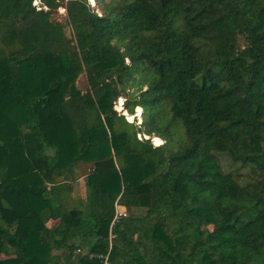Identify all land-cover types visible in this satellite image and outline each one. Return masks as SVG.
<instances>
[{"label":"trees","instance_id":"16d2710c","mask_svg":"<svg viewBox=\"0 0 264 264\" xmlns=\"http://www.w3.org/2000/svg\"><path fill=\"white\" fill-rule=\"evenodd\" d=\"M34 1L0 0V99L24 113L20 139L0 130V264H264V0H96L101 13ZM25 63L67 77L55 111L77 146L65 164L43 118L62 82L27 98ZM17 141L41 175L16 186ZM219 153L254 176L223 172ZM78 163L90 165L73 204Z\"/></svg>","mask_w":264,"mask_h":264},{"label":"rangeland","instance_id":"374dc122","mask_svg":"<svg viewBox=\"0 0 264 264\" xmlns=\"http://www.w3.org/2000/svg\"><path fill=\"white\" fill-rule=\"evenodd\" d=\"M88 1L90 3V6L94 8L98 13L102 12L101 5H97L96 0H93V2H91V0ZM108 1L109 0H104L103 2ZM100 2L102 4V0H100ZM53 17L55 20L63 24L64 34L66 35V37L71 38L72 29L68 23L65 8L59 7L53 14ZM29 66V64L22 66L23 70L19 71L18 73V80L19 82L24 84L21 88L26 93L27 98L34 94L40 93L44 88L49 86L51 81L55 78H58L62 82L61 90L56 93L55 97H53L50 101L43 105V118L44 126L48 135L55 139L64 148V159H62V164H65L72 159L77 146L76 132L71 127L70 123L65 118L58 116L55 111L57 103L63 97V92L65 90L66 83L68 82L67 77L64 74H59L53 68L42 66ZM83 79L84 78L82 76L79 77L76 81L77 88L80 90H85L86 88L83 83ZM127 94H135V87H129L127 89ZM124 101L125 95L119 97L116 100L114 106V109L120 114L123 113L118 111L117 107L119 105L123 107ZM135 117L137 119L136 123L140 124L142 121V115L137 116L135 114L134 118ZM134 118L133 120L130 118L126 120L133 122ZM23 119L24 113L21 105H18L13 99H0V130L2 131L4 136L12 137L14 139H20V136L22 134L19 128L17 127V123L21 122ZM144 136L148 137L147 135ZM144 136L141 134L138 135L139 138H145ZM158 137L159 138H156L154 140L153 137L151 138L153 144H163L165 142L163 138H161L160 136ZM12 145L13 154L10 158V164L12 167L10 178H13V183L17 186V179L19 178L26 179L31 177H39L41 175L40 170L35 168L33 163L30 162L28 155L23 149L21 141H17L16 143L13 142ZM217 159L223 172H232L237 177L239 175L238 178H240L241 180H245L247 178L249 179L250 177L254 176L252 174V171H250L249 167H242L239 163L233 162L227 153L217 154ZM89 165L90 164L85 163L77 164L76 177L78 178L77 180L72 182V191L70 194V199L73 204L74 202L81 201L85 198V173L89 171ZM122 209L124 208L122 207L121 210ZM49 225H51V223H49ZM29 242H31L30 246L33 251L40 250L39 246L35 245L34 241L29 240ZM82 250L84 249L82 248ZM60 252L61 251H57L56 249L52 250L53 254H57ZM0 258H3V256L0 255ZM57 262L58 261L55 258H52L49 264H57Z\"/></svg>","mask_w":264,"mask_h":264},{"label":"built area","instance_id":"2783aa9c","mask_svg":"<svg viewBox=\"0 0 264 264\" xmlns=\"http://www.w3.org/2000/svg\"><path fill=\"white\" fill-rule=\"evenodd\" d=\"M34 5H36L37 6V8L39 9L40 7H38V5H39V1L38 0H35L34 1ZM144 137H146V136H144ZM147 138V137H146ZM155 146H159V145H161V144H154ZM121 208L122 207H120V205H117V211H116V218H118V217H120V216H125L126 215V211H125V208L124 209H122L121 210ZM76 252H79V253H84L82 250H80V249H77L76 250ZM93 256V254H90V257H92ZM97 258H103V260H104V264H108V256L107 255H105V256H103V255H95Z\"/></svg>","mask_w":264,"mask_h":264},{"label":"bare ground","instance_id":"6f19581e","mask_svg":"<svg viewBox=\"0 0 264 264\" xmlns=\"http://www.w3.org/2000/svg\"><path fill=\"white\" fill-rule=\"evenodd\" d=\"M91 2H93V0H91ZM118 111L122 112L125 115V110L123 109V107L121 105H119L117 107Z\"/></svg>","mask_w":264,"mask_h":264},{"label":"crops","instance_id":"0c3cea01","mask_svg":"<svg viewBox=\"0 0 264 264\" xmlns=\"http://www.w3.org/2000/svg\"><path fill=\"white\" fill-rule=\"evenodd\" d=\"M120 207H123V206H120ZM123 208H125V207H123Z\"/></svg>","mask_w":264,"mask_h":264}]
</instances>
